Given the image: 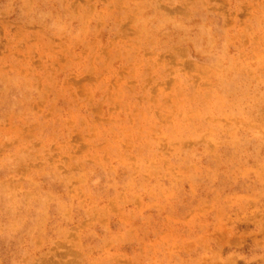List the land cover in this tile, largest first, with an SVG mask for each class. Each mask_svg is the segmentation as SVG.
<instances>
[{
	"label": "rangeland",
	"instance_id": "1",
	"mask_svg": "<svg viewBox=\"0 0 264 264\" xmlns=\"http://www.w3.org/2000/svg\"><path fill=\"white\" fill-rule=\"evenodd\" d=\"M0 264H264V0H0Z\"/></svg>",
	"mask_w": 264,
	"mask_h": 264
}]
</instances>
